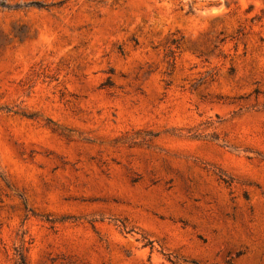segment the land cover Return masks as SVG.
I'll return each mask as SVG.
<instances>
[{
  "label": "rangeland",
  "instance_id": "1",
  "mask_svg": "<svg viewBox=\"0 0 264 264\" xmlns=\"http://www.w3.org/2000/svg\"><path fill=\"white\" fill-rule=\"evenodd\" d=\"M0 2V264H264V0Z\"/></svg>",
  "mask_w": 264,
  "mask_h": 264
},
{
  "label": "trees",
  "instance_id": "2",
  "mask_svg": "<svg viewBox=\"0 0 264 264\" xmlns=\"http://www.w3.org/2000/svg\"><path fill=\"white\" fill-rule=\"evenodd\" d=\"M0 7L7 8L8 6L2 2H0ZM16 7H20L19 5H16Z\"/></svg>",
  "mask_w": 264,
  "mask_h": 264
}]
</instances>
